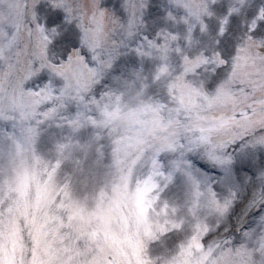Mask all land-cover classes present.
<instances>
[{"label":"snow or ice","instance_id":"6c2138e0","mask_svg":"<svg viewBox=\"0 0 264 264\" xmlns=\"http://www.w3.org/2000/svg\"><path fill=\"white\" fill-rule=\"evenodd\" d=\"M151 2L111 0L109 5L107 0H0V120L9 122L13 129L6 138L17 147L18 135L31 142L38 126L57 116L68 103L84 109L74 118L61 117L76 127L91 106L99 107L103 100L114 99L119 112L123 90L117 93L105 86L98 97L94 92L121 49L128 48L134 38L137 43L130 50L138 56L146 55L145 46L163 53L165 63L153 79L159 82L170 74L168 45L156 41L162 35L165 41L179 37L166 30L151 38L142 34ZM183 7L200 21V32L212 36L205 47L191 55L177 47L179 63L164 87V99L139 104L136 114L150 113L152 120L131 138L137 159H143L149 170L145 183L151 189H159L155 177L162 178L166 187L181 173L193 188L190 208L198 207L200 198L207 194L212 215L191 238L200 252L197 264H234L236 257L240 264H264V0H249L243 20L240 10L226 8L211 25L200 20L201 11L210 19L213 16L206 5L195 11L188 3ZM121 10L123 19L117 14ZM166 19H174L171 11ZM181 20L188 24L187 18ZM194 28H187L189 43ZM190 77L198 78L197 86L187 83ZM178 85L203 103L176 104ZM103 107L107 112L108 103ZM87 119L96 123L91 115ZM177 152L182 157L196 153L219 169L223 174L221 190H216L212 178L190 171L187 161L182 167L180 160H173L165 174L160 155ZM238 152L246 156L245 167L243 175L233 180ZM171 228L179 230L181 224L172 223ZM161 232L166 234L168 226ZM249 246L255 247L259 261L250 258L246 252ZM140 264L152 262L145 259Z\"/></svg>","mask_w":264,"mask_h":264},{"label":"rangeland","instance_id":"374dc122","mask_svg":"<svg viewBox=\"0 0 264 264\" xmlns=\"http://www.w3.org/2000/svg\"><path fill=\"white\" fill-rule=\"evenodd\" d=\"M158 1L154 5V11L158 13L159 23H164V26L157 24L160 28H156V32L166 30L167 33L177 35L179 38L175 41L170 39L165 41L162 35L156 41L158 44L167 43L169 51L166 63L169 66V61L172 62L170 74L161 77L158 82L160 90L156 94L142 95L131 87H126V83H120L114 79H111V84H106L105 80L108 82L110 77L107 73L101 84L96 87L94 95L98 97L105 86L114 89L117 93L123 90L124 96L119 105V112L115 110L114 99L112 101L103 100L99 107L91 106V111L85 113V117L80 121V126L76 127L62 120L61 117L74 118L78 111L84 109L74 102L68 103L57 116L38 126V134L31 142L18 135L19 147L11 139L6 138L5 134H10L13 131L12 127L5 130L1 127L11 126L10 123L0 120V179H10L11 187L14 190L11 193L13 203H11L10 211L4 218H0V264H132L134 262L135 246L128 234L112 237L108 235L111 231H117L123 224H132L131 213L128 209L134 206V203L129 202L125 204V208L120 207L111 211L114 217L121 216L123 219V221L118 220L112 223L117 225L121 222L117 229L103 224L96 231L98 222L90 221L89 216H92L90 213L109 205L111 199L109 196L106 197L99 206L96 202L88 205V202L83 199L87 187H91L94 179L98 178L100 162L92 145L99 146L105 152L102 157V162L105 164L104 179L106 180L104 184L107 183V180L110 182L112 179H117L116 193L122 189L120 179H126L130 190L127 193L122 192L121 195H126L129 200H136L143 186L149 193L146 199L141 201L140 208L144 213V218L139 225L141 227L137 231L138 234L134 229L130 233L132 238L142 243L145 259H150L152 264H170L175 262L176 254L179 251H186L183 252L185 253L184 262L197 264L200 252L192 244L191 238L198 235V231L192 228V225L194 222L200 221L201 218H192L184 227L181 225L179 230H174L171 228V224H181L180 221L164 215L158 206L161 201H163L164 208L167 205L168 198L165 197L167 190L176 193L180 191L178 197L184 198L191 205L193 188L181 173H176L174 180L166 187L160 183L159 189H163L162 191L151 189L150 185L145 183L149 170L145 167L143 159H137V151L131 138L138 130L145 127V122L152 120V115L150 113L137 115L136 109L141 102L149 104L164 97V87L174 75V70L179 63V56L175 51L177 47L181 49V53L191 55L205 47L212 36L210 32L207 35L200 32V21L196 19L195 15H188L183 3H188L194 11L206 5L207 11L213 12V16L210 19L206 12L201 11L200 20L211 25L218 21L220 12L226 8L240 10L239 15L243 20V10L248 4V0H244V4L241 3V0H215V4H213V0H181L180 4H176L175 0ZM156 7H158L157 10ZM168 11L173 13V20L166 19ZM181 17L187 18V25L183 23ZM189 25H195L190 43L187 40ZM156 53L159 58L163 55L157 50ZM187 83L195 87L198 85V78L190 77ZM176 97L188 106L198 105L197 101L201 100L200 97L191 96L182 85L177 86ZM105 103L109 105L107 112L103 107ZM168 103H172L171 100ZM172 106L174 105L172 104ZM88 115L95 119V124L88 121ZM104 131L108 134L107 139L101 138ZM46 132L48 133L45 134ZM99 132L101 134L97 136ZM48 135H55V138L60 136V140L57 142L46 141L44 138ZM39 142L44 147L45 154L36 152ZM39 154L38 166H35L32 161ZM31 156L32 159H30ZM197 159L202 158L196 153H186L183 157L180 153L179 155L162 153L159 162L167 174L171 170L173 160H180L182 167L187 161L191 165L189 170L202 177L206 171L195 164ZM245 160L246 156L243 153L236 154L232 179L243 175ZM216 172L223 175L219 169H216ZM221 176L217 179H220ZM43 179H55V195L51 191L49 198L44 197ZM134 179H142V182L139 181L140 183L134 187ZM159 179L162 178L155 177L158 185ZM68 189L69 193L71 190L76 197L73 198L70 194V202L66 205L64 198L68 195ZM154 195L155 202L151 205ZM210 212L206 209L205 214L211 217ZM161 223L168 226L166 234L161 232ZM150 229L152 237L142 238L148 234ZM74 240L77 241L82 256H75L71 247V242ZM189 245L192 246L189 247ZM251 247L255 249L254 246H249L246 249L250 250V254H253L254 251L251 250ZM144 249H147L146 254ZM255 253V256L259 255L257 251ZM234 262L239 264V257L234 258Z\"/></svg>","mask_w":264,"mask_h":264},{"label":"clouds","instance_id":"9594fccd","mask_svg":"<svg viewBox=\"0 0 264 264\" xmlns=\"http://www.w3.org/2000/svg\"><path fill=\"white\" fill-rule=\"evenodd\" d=\"M203 103V101H202V99L200 100V101H197V104L198 105H201ZM118 163V162H117ZM159 207H163V201H161L160 203H159V205H158ZM204 221L205 220H200V221H197V222H194L193 223V225H192V228H195L196 229V231H199L200 230V228H201V226L204 224ZM164 227V224L163 223H161L160 224V228L162 229ZM191 228L189 229V231L191 232Z\"/></svg>","mask_w":264,"mask_h":264}]
</instances>
